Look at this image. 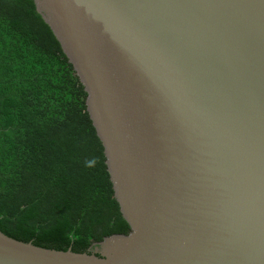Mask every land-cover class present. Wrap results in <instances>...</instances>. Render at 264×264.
Masks as SVG:
<instances>
[{
  "label": "water",
  "instance_id": "95a60500",
  "mask_svg": "<svg viewBox=\"0 0 264 264\" xmlns=\"http://www.w3.org/2000/svg\"><path fill=\"white\" fill-rule=\"evenodd\" d=\"M32 2L128 230L76 252L0 219V264H264V0Z\"/></svg>",
  "mask_w": 264,
  "mask_h": 264
},
{
  "label": "trees",
  "instance_id": "16d2710c",
  "mask_svg": "<svg viewBox=\"0 0 264 264\" xmlns=\"http://www.w3.org/2000/svg\"><path fill=\"white\" fill-rule=\"evenodd\" d=\"M85 97L32 0H0V219L76 252L128 230Z\"/></svg>",
  "mask_w": 264,
  "mask_h": 264
},
{
  "label": "flooded vegetation",
  "instance_id": "af4514ba",
  "mask_svg": "<svg viewBox=\"0 0 264 264\" xmlns=\"http://www.w3.org/2000/svg\"><path fill=\"white\" fill-rule=\"evenodd\" d=\"M86 251H88V248L86 249Z\"/></svg>",
  "mask_w": 264,
  "mask_h": 264
}]
</instances>
